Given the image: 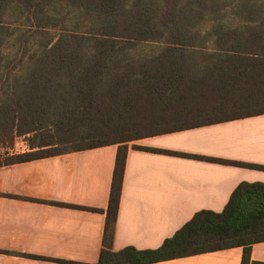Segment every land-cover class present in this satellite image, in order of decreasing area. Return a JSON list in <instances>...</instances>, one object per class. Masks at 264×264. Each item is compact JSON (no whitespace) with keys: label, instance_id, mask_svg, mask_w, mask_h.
Masks as SVG:
<instances>
[{"label":"trees","instance_id":"obj_1","mask_svg":"<svg viewBox=\"0 0 264 264\" xmlns=\"http://www.w3.org/2000/svg\"><path fill=\"white\" fill-rule=\"evenodd\" d=\"M262 114L264 0H0V141L30 148L0 166L119 145L95 264L239 246L242 264H264L251 256L264 241L261 182L240 184L223 211L197 212L159 248L113 249L131 142Z\"/></svg>","mask_w":264,"mask_h":264},{"label":"crops","instance_id":"obj_2","mask_svg":"<svg viewBox=\"0 0 264 264\" xmlns=\"http://www.w3.org/2000/svg\"><path fill=\"white\" fill-rule=\"evenodd\" d=\"M134 145L264 166V114L131 142L114 250L159 248L197 212L223 211L240 184L264 183V169ZM118 149L0 166V264L97 263ZM244 252L239 246L153 264H242ZM251 256L264 263V241L253 244Z\"/></svg>","mask_w":264,"mask_h":264},{"label":"rangeland","instance_id":"obj_3","mask_svg":"<svg viewBox=\"0 0 264 264\" xmlns=\"http://www.w3.org/2000/svg\"><path fill=\"white\" fill-rule=\"evenodd\" d=\"M168 127V126H166ZM25 139L24 138H18L16 139L15 145L10 146L8 142H1L0 141V162H4L7 159V156L11 153H16L24 151L26 149L25 147ZM28 145V144H27ZM64 147H61L63 149Z\"/></svg>","mask_w":264,"mask_h":264}]
</instances>
